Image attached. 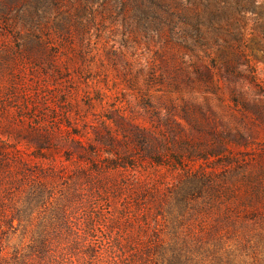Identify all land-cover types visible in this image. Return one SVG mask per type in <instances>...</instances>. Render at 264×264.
Segmentation results:
<instances>
[{"label": "rangeland", "instance_id": "obj_1", "mask_svg": "<svg viewBox=\"0 0 264 264\" xmlns=\"http://www.w3.org/2000/svg\"><path fill=\"white\" fill-rule=\"evenodd\" d=\"M74 195L135 235L146 210L167 258L264 264V0H0L2 255Z\"/></svg>", "mask_w": 264, "mask_h": 264}, {"label": "trees", "instance_id": "obj_2", "mask_svg": "<svg viewBox=\"0 0 264 264\" xmlns=\"http://www.w3.org/2000/svg\"><path fill=\"white\" fill-rule=\"evenodd\" d=\"M243 108L246 111L252 110L253 112L259 110L257 104L252 107L245 105ZM18 174L15 178L16 185L14 187L28 177L27 171ZM8 186L5 185V187ZM17 187H15L16 190ZM154 191H149V187L143 188V194L146 196L156 197L160 195L161 190L155 189ZM23 195L20 194V200H23ZM36 197L39 198L40 196ZM72 202H80V207L83 206L80 208V210L83 209V218H77L76 216L74 218L76 210H72L71 213L63 216L62 223L61 216L55 215L56 219H53L54 222L51 223L54 227L53 230L42 236L36 248L30 247V251L20 258L9 260L2 255L4 230L1 226L0 264H189L192 261L182 250L171 251L172 258L166 257V250L157 232L148 235L151 224L146 210L143 211L144 215L141 219L138 215L139 209L137 213L127 217V223L133 221V225L139 226L138 234L135 235L126 229L122 230L117 227L119 219L114 217L112 209L110 215L105 217L100 211L96 210V207L87 211L82 199L77 200V195L72 197ZM5 205L4 202L0 203V215L3 224L7 223L8 225L9 222L10 228H13L15 220L19 223L25 221V214L28 209L26 203L23 201L20 203L24 211L23 209L20 210L19 206L17 208L13 205L12 207L15 208L8 216H5ZM115 230H117V233ZM241 264H245V262Z\"/></svg>", "mask_w": 264, "mask_h": 264}]
</instances>
